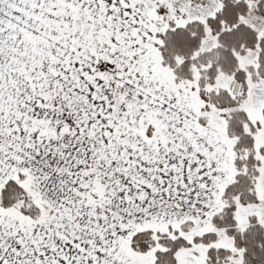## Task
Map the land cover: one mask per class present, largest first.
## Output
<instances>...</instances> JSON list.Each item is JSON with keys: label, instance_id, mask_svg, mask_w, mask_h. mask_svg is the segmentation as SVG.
<instances>
[{"label": "crops", "instance_id": "1", "mask_svg": "<svg viewBox=\"0 0 264 264\" xmlns=\"http://www.w3.org/2000/svg\"><path fill=\"white\" fill-rule=\"evenodd\" d=\"M105 1L0 0V189L22 175L41 209L32 219L0 206V264H155L158 248H132L137 233L218 231L234 141L200 122L202 98L160 58L145 60L153 41L127 27L138 17L117 26L91 8ZM244 108L260 170L257 201L237 206L241 227L264 225V81L249 83ZM223 237L214 246L231 250ZM208 249L183 248L177 264H203Z\"/></svg>", "mask_w": 264, "mask_h": 264}, {"label": "trees", "instance_id": "2", "mask_svg": "<svg viewBox=\"0 0 264 264\" xmlns=\"http://www.w3.org/2000/svg\"><path fill=\"white\" fill-rule=\"evenodd\" d=\"M248 8L245 1L222 0L221 10L207 21L211 33L219 39V46L203 53L198 52L205 35V26L200 23L168 29L156 35L161 41L156 47L163 66L171 71L177 84L195 90L205 103L200 122L205 124L212 110L219 111L226 121L224 132L234 141L235 175L225 188L220 212L212 218V224L218 231L190 239L187 236L190 225L185 224L178 231L171 230L166 234L144 231L132 238L131 246L139 253L160 248L155 252V264H177V254L181 249L198 244L209 246L203 264H264V225L251 217L249 224L241 227L235 216L238 205L257 201L260 170L259 153L255 147L259 125L251 122L244 108L248 73L253 74L254 68L240 69L237 52L258 48L259 66L253 79L255 82L264 81V31L260 34V28L264 26V0H258L256 4L254 14L263 21L258 27L242 21L249 14ZM220 72L232 73L237 78L233 94L212 88ZM239 83L242 93H238ZM260 154H264V148ZM22 179V175H17L0 189V206L17 207L29 218L38 219L41 217L40 206L24 187ZM219 231L226 234L234 249L241 253L239 263L235 261L238 256L232 250L214 246Z\"/></svg>", "mask_w": 264, "mask_h": 264}, {"label": "rangeland", "instance_id": "3", "mask_svg": "<svg viewBox=\"0 0 264 264\" xmlns=\"http://www.w3.org/2000/svg\"><path fill=\"white\" fill-rule=\"evenodd\" d=\"M119 0H106L104 7H91L94 11L100 9V13L111 14L114 15L113 18H118L119 22H114L111 20V24L117 26H124L123 17L129 18L131 16L138 17L137 23L127 21V27L142 36L141 34L147 35L148 43L151 39L154 44V50L151 51L149 48L148 54L144 55L145 60L148 63H152L155 65L157 61H160L159 53L156 45H160L161 41L156 37L157 34L163 33L168 29H177L179 27L183 28L187 25L193 23H200L205 26V35L201 41L199 53H203L209 50H212L219 46V39L214 38L211 33L210 28L207 25V21L209 18L213 17L222 7V0L217 2L215 5L213 3L209 4V1L206 0H150L145 4H141L142 0H121V5H119ZM235 1H245L248 4V10L250 15L246 18L247 22H251L253 25L258 27L259 24L263 23L261 19H259L255 12L256 4L258 0H235ZM148 4V5H147ZM148 7V9H146ZM98 8V9H97ZM162 16V17H161ZM152 18H160L162 21L158 26L152 27L151 19ZM121 20V21H120ZM129 22V23H128ZM136 25H138V30L136 29ZM125 27H121V30H124ZM137 30V31H136ZM134 33V34H135ZM153 36V37H152ZM141 38V37H139ZM140 40V39H139ZM140 45V44H139ZM150 45V44H148ZM144 48V47H141ZM250 53L247 54L237 52V58L239 61V68L243 70H247L249 67H253V74L248 73V84L255 82L253 79L256 78L257 68L259 66L258 63V52L256 53L255 48L251 49ZM198 55V53H197ZM168 70V69H167ZM171 72V71H170ZM249 72V71H248ZM172 74V73H171ZM173 76V75H172ZM259 79V77L257 78ZM197 80L194 81V84ZM257 82V81H256ZM237 85V78L232 73L228 72H220L212 84V88L215 90H227L231 94L234 93V90ZM239 91L238 93H242V86L239 83ZM189 87V86H188ZM211 119V124L215 127H219L220 129L226 127V121L223 119L219 111L212 110L208 116L209 120ZM254 123V122H253ZM256 124V123H254ZM29 192V191H28ZM30 194V192H29ZM218 235H223V239L220 240L221 243L231 244L233 245L232 240L224 234L222 231L218 232ZM160 249L159 247H157ZM231 250L237 254L238 257H235L236 262H240V252L236 251L233 248Z\"/></svg>", "mask_w": 264, "mask_h": 264}]
</instances>
